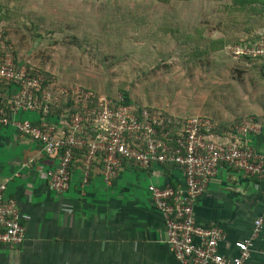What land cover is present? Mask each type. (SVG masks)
<instances>
[{"label":"crops","instance_id":"crops-1","mask_svg":"<svg viewBox=\"0 0 264 264\" xmlns=\"http://www.w3.org/2000/svg\"><path fill=\"white\" fill-rule=\"evenodd\" d=\"M4 50L8 49H0ZM218 52L211 53L212 63L219 68L209 70L208 81L221 83L227 95L215 103L219 104L218 111L206 108L201 116L213 120L218 138L232 143L237 139L231 133L233 123L249 119L259 123L261 129L240 137V141L264 155V79L251 71L248 63L237 61L241 77L228 82L222 69L227 66L230 71L232 62ZM17 90L13 82L0 83L3 115L11 114ZM66 115L50 118L43 112L21 111L17 117L35 124L48 120L62 134L67 129ZM57 160V155L48 156L38 142L13 125L0 128V184L7 185L5 198L16 200L27 228L21 245L0 247V264H178L149 186L184 188L182 168L170 163L145 168L126 162L108 186L103 162L97 160L86 178L84 157L78 156L72 165L70 189L57 194L46 177ZM194 212L200 224L218 225L225 231L220 253L238 255L236 243L251 236L256 219H264V176L221 164ZM245 264H264V225Z\"/></svg>","mask_w":264,"mask_h":264},{"label":"rangeland","instance_id":"rangeland-1","mask_svg":"<svg viewBox=\"0 0 264 264\" xmlns=\"http://www.w3.org/2000/svg\"><path fill=\"white\" fill-rule=\"evenodd\" d=\"M230 2L0 0V49L18 66L41 68L62 85L115 100L127 96L136 106L179 117L202 115L206 108L218 111L215 103L227 95L221 83L208 81L209 70L219 66L207 40L223 37L229 46L264 32V15L244 23L241 16L228 18ZM218 53L232 62L223 77L238 81V62L226 49Z\"/></svg>","mask_w":264,"mask_h":264},{"label":"built area","instance_id":"built-area-1","mask_svg":"<svg viewBox=\"0 0 264 264\" xmlns=\"http://www.w3.org/2000/svg\"><path fill=\"white\" fill-rule=\"evenodd\" d=\"M226 51L236 61L246 62L247 57L264 55V38L250 43L247 39L229 45ZM4 53V54H3ZM17 85L9 116L0 112V128L13 125L18 132L38 142L48 156L57 155L56 166L46 171L49 186L57 194L71 187L72 165L77 160L76 150H84L85 175L97 160L103 162L104 181L110 186L126 162L142 167L152 164L173 163L183 169L185 187L171 185L149 186L156 207L163 215L167 243L178 264H245L250 258L255 240L261 233L264 219L258 218L249 238L239 241L236 256L219 252L225 231L218 225L200 224L194 208L206 186L223 163L236 166L246 174L264 176V155L245 147L240 137L261 129L252 119L232 126L235 142H225L215 133V124L207 116L192 115L174 120L162 112L126 103L95 91H81L62 84L44 87L45 77L33 75L28 68L15 63L14 56L0 51V82ZM72 97L73 107L67 129L60 134L57 126L48 120L35 124L19 119L21 111L47 113L51 105ZM92 118L94 135L86 134V115ZM177 133L176 143L169 136ZM6 184H0V247L21 245L26 239V226L16 200L5 198Z\"/></svg>","mask_w":264,"mask_h":264},{"label":"trees","instance_id":"trees-1","mask_svg":"<svg viewBox=\"0 0 264 264\" xmlns=\"http://www.w3.org/2000/svg\"><path fill=\"white\" fill-rule=\"evenodd\" d=\"M159 1H161L163 3H169L173 0H159ZM227 11H228V15H227L228 18H232V17L235 18L236 16H241L242 21L239 23H244L248 20L256 21L257 18L264 15V0H231L230 4L227 5ZM176 28L175 29L169 28L166 31L171 32L173 34H176V32L178 31V29H176ZM262 38H264V32L256 34L254 37L247 38V39L250 43H254V42H257L258 40H260ZM193 40L194 39L192 38V42H190L191 44L194 42ZM199 42L200 41H198V43ZM206 44H207L206 45L207 51H209L208 54L217 52L219 50L226 49L228 47L227 41L223 37L218 38V39L207 40ZM8 52H10V51H8ZM246 63L249 64V68L251 71L255 72L256 74H258L260 77H262L264 79V55L247 57ZM30 72L33 75H43L45 77L44 87H51L54 84L55 85L60 84V83H58L57 80L52 78L47 71H45L41 68H36V67L31 68ZM3 82L4 81H2L0 83L3 84ZM70 87H77L81 91H91L92 90V89L80 87V86H70ZM125 102L126 103L130 102L129 99L127 98V96H125ZM137 106H138L139 110H142L143 108H147L154 113L162 112L167 117L172 118L174 120L183 118V117H177V116L170 115L167 111L159 109V108H154V107H149V106L148 107L147 106H139V105H137ZM72 107H73L72 97H69L67 99H63L60 102H57V103L51 105V108L48 112V116L50 118H52L55 115L63 116L64 114H69L72 111ZM46 115H47V113H46ZM85 115L87 118L88 114L85 113ZM241 121L242 120H238L237 123H240ZM92 123H93L92 118L91 119L87 118L86 124H85V127H86L85 132L87 135H90V134L94 135L95 134L91 129ZM234 124L235 123H233L232 126ZM215 132L217 133V130H215ZM177 137H178L177 133H172L169 136L170 139L171 138L173 139V140H171V142L173 144L176 143L175 140ZM84 153H85V149L84 150H76L75 151V157H78V156L83 157ZM170 164H173V163H170ZM173 165H176V164H173Z\"/></svg>","mask_w":264,"mask_h":264}]
</instances>
